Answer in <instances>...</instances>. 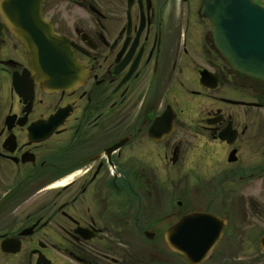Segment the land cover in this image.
Returning a JSON list of instances; mask_svg holds the SVG:
<instances>
[{"label":"flooded vegetation","instance_id":"af4514ba","mask_svg":"<svg viewBox=\"0 0 264 264\" xmlns=\"http://www.w3.org/2000/svg\"><path fill=\"white\" fill-rule=\"evenodd\" d=\"M203 2L42 0L79 67L48 90L0 0V264H264V201L239 197L264 186L238 185L264 183V154L244 163L248 127L222 107L264 110V80L228 65ZM224 62L259 86L252 101L223 98ZM217 231L195 262L171 244Z\"/></svg>","mask_w":264,"mask_h":264},{"label":"water","instance_id":"95a60500","mask_svg":"<svg viewBox=\"0 0 264 264\" xmlns=\"http://www.w3.org/2000/svg\"><path fill=\"white\" fill-rule=\"evenodd\" d=\"M42 0H2L3 18L16 39L28 53L36 79L48 90L66 88L74 83L79 67L67 41L55 34L52 24L42 17ZM203 15L211 21L212 35L217 49L236 71L264 80V5L254 0H204ZM209 71H203L207 78ZM232 143L238 137L232 122L220 134ZM235 152L231 154V160ZM198 217V216H197ZM209 218L201 215L198 218ZM217 231L199 242L171 241L192 262L204 258L217 243ZM199 243V256L193 247ZM264 249V237L261 240Z\"/></svg>","mask_w":264,"mask_h":264},{"label":"rangeland","instance_id":"374dc122","mask_svg":"<svg viewBox=\"0 0 264 264\" xmlns=\"http://www.w3.org/2000/svg\"><path fill=\"white\" fill-rule=\"evenodd\" d=\"M260 3H264V0H257ZM257 86L256 83L248 80L246 78L235 75L231 68L227 66L224 62L223 64V78L221 84V93L224 99H236L243 101H252L253 94L251 85ZM259 87V86H257ZM211 103L210 99H207V104ZM223 110L227 114H231L234 117V123L243 129L245 126L248 127L245 135L240 136L238 139V144L242 147L243 161L244 163L254 164L261 161L263 158V151L259 150L257 152H250L248 144L251 143V139H256L258 143H264V110L242 107H235L233 105H228L223 102ZM255 154V155H253ZM190 179L192 180L196 175L195 167H191ZM244 179L239 181V186H250V185H260L264 186L263 180H253ZM236 184V185H237ZM194 185V183H192ZM239 197H245L244 200L248 202L252 201H264V193H260L258 189L251 194V190L247 188L240 189Z\"/></svg>","mask_w":264,"mask_h":264}]
</instances>
